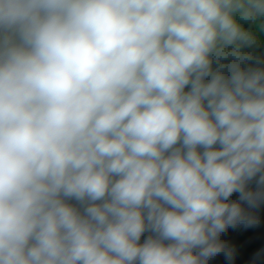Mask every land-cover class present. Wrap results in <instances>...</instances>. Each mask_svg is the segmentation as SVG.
<instances>
[{"label":"clouds","instance_id":"1","mask_svg":"<svg viewBox=\"0 0 264 264\" xmlns=\"http://www.w3.org/2000/svg\"><path fill=\"white\" fill-rule=\"evenodd\" d=\"M262 47L264 0H0V264H234Z\"/></svg>","mask_w":264,"mask_h":264},{"label":"rangeland","instance_id":"2","mask_svg":"<svg viewBox=\"0 0 264 264\" xmlns=\"http://www.w3.org/2000/svg\"><path fill=\"white\" fill-rule=\"evenodd\" d=\"M261 51L264 52V47L261 48ZM233 199H236L235 194ZM258 214L261 218V225L258 228H245L243 225H238L235 229H229L221 237L235 251L234 264H250L253 254L264 248V207L259 210ZM223 258L220 255L213 260L221 263ZM210 264L212 263L210 262ZM223 264H227V262L224 261Z\"/></svg>","mask_w":264,"mask_h":264},{"label":"crops","instance_id":"3","mask_svg":"<svg viewBox=\"0 0 264 264\" xmlns=\"http://www.w3.org/2000/svg\"><path fill=\"white\" fill-rule=\"evenodd\" d=\"M219 261V260H218ZM225 261V259H221V263L220 262H217L216 260H212L210 261L212 264H223V262Z\"/></svg>","mask_w":264,"mask_h":264}]
</instances>
